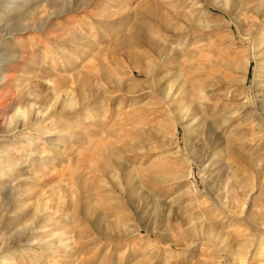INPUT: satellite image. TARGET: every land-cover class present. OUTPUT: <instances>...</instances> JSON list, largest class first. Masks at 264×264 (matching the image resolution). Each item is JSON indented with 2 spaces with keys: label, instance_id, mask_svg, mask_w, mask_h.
Here are the masks:
<instances>
[{
  "label": "rangeland",
  "instance_id": "1",
  "mask_svg": "<svg viewBox=\"0 0 264 264\" xmlns=\"http://www.w3.org/2000/svg\"><path fill=\"white\" fill-rule=\"evenodd\" d=\"M4 2L0 54L6 49L22 58L0 62L15 77L3 86L9 102L0 108V152L15 151L5 112L59 110L33 126L54 129L52 140L24 123L15 139L35 149L25 163L39 180L26 188L57 195L48 227L57 239L66 234L71 253L48 257L45 248L13 243L16 226L46 214L35 194L17 218L0 216V240L10 243L0 249V264L5 256L14 264H264V135L247 137L256 140L253 149L227 151L229 133L245 128L236 120L216 142L226 147L211 153L215 166L189 169L209 143L195 150L194 134L178 125L177 101L164 103L181 87L187 104H195L199 86H209L211 108L250 102L260 85L255 79L264 76V0L238 1L253 10L240 15L239 26L213 8L218 0H14L9 11ZM223 18L230 25L221 26ZM135 26L144 34L124 44ZM151 70L153 78L140 74ZM63 83L71 106L61 111ZM120 84L136 88L130 94ZM211 108L206 116L213 118ZM116 160L143 172L135 205L101 171H112ZM68 164L62 180L61 166ZM96 221L115 240L99 237Z\"/></svg>",
  "mask_w": 264,
  "mask_h": 264
},
{
  "label": "bare ground",
  "instance_id": "2",
  "mask_svg": "<svg viewBox=\"0 0 264 264\" xmlns=\"http://www.w3.org/2000/svg\"><path fill=\"white\" fill-rule=\"evenodd\" d=\"M13 1L14 0H5L4 3H6L8 6L5 8L7 11L10 10L9 7L14 5ZM238 1L239 0H218V5L213 7V8H215L216 10H219L223 14H226V15L228 14L230 16L231 20L239 26L240 15L242 14L243 16L247 17L248 13L253 12V10H251V11L247 10L246 8H248V7H245L243 5V3H239ZM236 10H238V11H236ZM236 12H239V13L236 14ZM227 23H228L227 19L223 18V20L220 22V25L221 26H225V25L227 26ZM256 27H258V25ZM2 28L3 27H0V41L2 40L3 37L6 36V34H3L4 31L2 30ZM166 29H168V28H166ZM22 30H25V29H22ZM144 30L145 29H143L142 26H135L132 34L129 37H127L123 41V43L124 44L128 43L129 41H132L133 39L140 37L141 35L144 34ZM9 35L12 38L13 34L10 33ZM254 35H256V34H254ZM147 44H149L152 48H156L157 41L150 39V40H148ZM168 49H169V47H168ZM160 50H162V49H160ZM167 51L169 52V50H167ZM1 52L2 53L0 54V58H1L0 62H2V64L13 61V60H20V57L22 58L21 55H19V56L16 54L14 56L10 55L6 49H3ZM198 53L194 52L191 54L197 55ZM131 54H132V52H131ZM199 54H201V53H199ZM196 55L194 57H197ZM168 56L169 55L166 54L165 58L168 59ZM258 56H260V55H258ZM254 58H256L255 60L257 61L256 55L254 56ZM261 67H262V65H261ZM152 71L153 70H151L150 72L140 71V74L150 76L153 78L155 74ZM4 72L5 71L0 69V108H5L9 102V95L6 92H4L3 86L10 83L9 81L15 79L14 76H7ZM132 74H134V72H132ZM173 78H175V77H173ZM177 79H178V77H177ZM257 79H255V81H254L255 85L256 86L258 84H260V85L258 86L257 90H254L251 93L252 95H251V99H250L249 103L232 102L229 105L225 104L224 107L222 105L217 104L218 106L216 108H213V107L211 108V99L209 98V96H207V95H209L208 94V92H209L208 87L209 86L201 87L199 85H198L199 88H198V93H197L198 98H197V101L195 102V104L193 102H191L192 104H189V105L187 104V102H186L187 100L185 98H183V96L181 95V94H183L182 91L184 90L181 87H179L176 90L177 91L176 94L172 95L171 98L169 97V100H168L169 102L168 101L164 102L169 108V105L171 106V105H173V102L177 101L178 104H176L177 105L176 109L179 112V116H180L178 125H181L186 130V132H188L189 134H192V135L194 134L193 137L195 139H193V140H195V142H194L193 146H194L195 150H197L198 148L199 149H203V148L205 149V145H207V143H209L208 144L209 147L206 148V154L203 155L201 157V159H198L197 157H195V155L193 156V159L189 163L190 164L189 169H192L193 165H195L197 163H201V164L208 163L207 166L210 165L209 167L215 166L214 165L215 157H213V155L215 153L214 151L219 149V148L221 149V148L226 147V146L223 147V142H222V144H219V145L216 142L218 139L224 138V133H223L224 129L228 130L229 125L234 123V121H236V120H239L241 122V124L244 125L243 127H245V128H241L239 130L237 129V131L235 130V131L229 133V135L227 136V143L225 142L227 144V149H226L227 151L238 153L239 151H242V150L244 151L246 149L247 150L253 149L254 144L256 142V140H255L256 137L259 135H264V76H263V81H261L260 83ZM203 81H205V80H203ZM60 87H61L62 92L65 93V96H67V99L61 102L63 104V105H61V111H62V110H65L66 108L71 106V102H70L71 96H70V93L66 89L67 86H65L64 83ZM128 87H125L122 84H120V88H123L127 93H130V94L132 92H134L133 90L136 88L134 86H131V87L128 86ZM228 100L230 101V99H228ZM41 105H43V104L41 103ZM210 108H211V110L213 109V112L211 114L213 118L206 116L207 110ZM170 109H171V107H170ZM57 111H59V110H56L54 108L47 109L44 107H41V108L39 107V109L30 108L29 110H26V111L23 110L22 108H18L15 110V112L12 116H6L7 113L5 112V115H4L5 116L4 117L5 124L4 125L9 129L11 126L14 125V127L10 130L9 135H11L10 140H12L14 143L15 151L16 150L17 151L16 152L15 151L9 152V150H4V151L0 152V216L2 218H5L6 216H13V218H17L16 211L20 210L21 208H25L26 207L25 202L31 201L33 196L36 194V192L34 190H29L26 187L28 186V184L31 181L39 180L35 176H33V172H31V170H29L27 163H25V159L27 158V155L32 154L35 156V149L32 148L31 144H30L31 146H29V144L24 145V143H22L23 144L22 145V144H19L20 141H17L15 139V137L18 135V131H20V128L22 127L21 123H24V125L28 124V126L30 128L31 127L35 128V127H33V126H35V124H37L38 122H47L49 119H51V117ZM221 111L225 112V114H226L225 116H227L226 117L227 119H225V117L223 115H221ZM171 112L173 113V110H171ZM216 117H218V119H216ZM215 120H217V121H215ZM164 127H166V125ZM225 127H227V129ZM52 128H54V127H52ZM230 129H231V127H230ZM35 132H37V134L35 133L36 135H40V136H42V138L51 139V140L53 139V136L55 134L54 129H51L50 127L47 128L45 126L44 127L38 126L37 128H35ZM64 135H63V137H66ZM250 136L255 137V139L247 140V137H250ZM204 137H205V140H203ZM40 138L41 137H35V138L33 137V140L37 141V140H40ZM159 139H160V137H159ZM160 141H162V140L160 139ZM34 144H33V146H34ZM255 147H256V145H255ZM120 152L123 153V149L122 150L120 149ZM191 152H193V151L191 150ZM65 154H66V152H65ZM64 156H66V155L62 156L63 159H64ZM44 160H46V159H44ZM26 162H27V160H26ZM114 163H115V166H114L112 171L109 170L108 168L106 169V167H102L101 171L104 174L108 175L109 177L113 178L114 184H115L114 186L117 189L122 190V192H124V194L129 199H131V203H133V205H135L136 204L135 195H136L137 191H139L138 188L140 186V184L138 183L137 180L139 178V175H142L143 172L142 173L141 172L135 173L132 169H130V166L128 164H126L122 161L120 162V161L116 160ZM114 163H113V165H114ZM68 170H69V164L67 166H63V165L61 166L60 178L62 180H63V178H65L67 176ZM145 172H144L145 175H147L148 177H152L151 172H147V171H145ZM165 172H166V170H165ZM69 180H70V178H69ZM146 180H147V178H146ZM148 180H150V179H148ZM41 181H42V179H41ZM121 182H123V183H121ZM142 182H140V183H142ZM124 185H126V189L123 188V187H125ZM144 186H145V184H144ZM64 190H65V188H64ZM36 195H38L36 203L40 204V207H42L46 211V214H43V216L39 219H35L29 223L26 222L24 224H19L18 226H16L14 229V232H13V243L18 244V245H22L23 248L28 247V248L33 249V250L36 248L38 249V247H40L41 249L45 248V250L47 252L46 254L48 255V257H50L52 255L56 256V254L57 253L59 254V252L64 253L65 257H67L71 253V247L69 245L68 238L66 237V234L65 233L62 234V232H61L58 236V239H57L51 233L50 227H48L49 224H51V225L53 224L52 223L53 222V218H52L53 212L50 210L51 207H49L50 206L49 204H51L50 201L57 195L52 190H51V192L47 190V192L39 193ZM45 196H47L49 201L47 199H45L46 198ZM137 196H138V194H137ZM8 218H12V217H8ZM99 221H101V220H99ZM99 221H96L95 226H94V231L96 232V234H98L99 237H101L105 240H115V239H113V236L109 233V231H108L109 228L105 229V227L102 226L103 223L101 224V222H99ZM42 223H45V224L43 226H41ZM110 228H113V227H110ZM145 229L147 231H149V228L145 227ZM134 232L139 233L140 232L139 228L134 230ZM126 234H128V232ZM120 238H122V236ZM6 242H7V239H1L0 240V247H1L0 249H3V251L5 250V248L10 247L9 242H8V244H4ZM2 244H3V246H1ZM59 248H60V250H59ZM34 255H38V254L34 253ZM33 260H35L37 262L40 259H39V257L36 256V258ZM1 264H14V262L5 256V258L4 257L2 258Z\"/></svg>",
  "mask_w": 264,
  "mask_h": 264
}]
</instances>
